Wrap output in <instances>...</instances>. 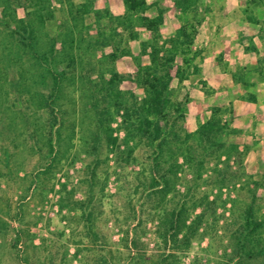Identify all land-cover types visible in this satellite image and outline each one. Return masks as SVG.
<instances>
[{"label": "rangeland", "instance_id": "rangeland-1", "mask_svg": "<svg viewBox=\"0 0 264 264\" xmlns=\"http://www.w3.org/2000/svg\"><path fill=\"white\" fill-rule=\"evenodd\" d=\"M146 2L129 11L124 0H0V264H264V0ZM21 20L57 36L58 51L71 34L86 50L53 149L49 110L26 109L30 94L48 89L38 81L24 91L28 50L11 37ZM97 32L124 36L91 45ZM116 45L126 53L108 61ZM153 52L170 82L160 111L125 122L108 100L99 133L93 83L79 74L101 80L112 67L126 106L131 94L151 101ZM145 116L159 128L153 138L141 133ZM211 120L222 129L207 132ZM181 210L175 243L165 231Z\"/></svg>", "mask_w": 264, "mask_h": 264}, {"label": "trees", "instance_id": "trees-1", "mask_svg": "<svg viewBox=\"0 0 264 264\" xmlns=\"http://www.w3.org/2000/svg\"><path fill=\"white\" fill-rule=\"evenodd\" d=\"M11 0H9L10 2ZM125 5L129 11H136L138 8L143 7L147 5L146 0H124ZM98 14V13H97ZM18 25L17 32H12L11 37L13 39V42L17 43L20 46V49L27 48L26 56L28 57L30 61V68L32 69L31 78L29 80L30 85L29 88H24V91L28 92L30 90H33V87L36 88V85L38 81L40 82L43 87L48 89L47 91H40L35 95L30 94L27 98V106L26 109H32V107L35 105L37 107H40V109L45 108L49 110L50 116L46 120V130L48 131V137H47V143L50 145V147L53 149V136L54 134L59 135V140H62V128H64L67 124V121L70 120V108L68 106V103L70 102L69 97L72 96L71 92H74L75 85L77 84L78 77H77V66H81L84 63V54L86 53V50L82 46L83 40H77V38L71 34V38H67L69 46L66 48L63 47L62 50H57V42L59 39L55 35H50L48 32H35L33 29L29 31V27H33L31 23H26L25 20H21ZM43 35V42L47 45V48H38L40 45V35ZM71 33V32H70ZM182 35H177L174 39V47L177 49L181 45H185L187 42H185L187 39V32H182ZM186 35V36H185ZM115 36H120L121 38L124 36L121 32H115L112 33H106V32H97L95 34H89V42L91 45L93 43L95 45H103V46H114L113 41L116 40ZM70 37V35H69ZM189 37V36H188ZM123 41V39L121 40ZM120 41V43H121ZM192 41V40H190ZM127 43V42H126ZM25 52V51H24ZM22 50L21 52H15L13 54V60L16 61V59H21L24 56V53ZM125 49H121V47H116L110 53L107 55V60L114 62L117 57L120 55L125 54ZM181 53H185L184 50H182ZM153 63L151 66L146 68V72L153 76L152 83L150 85L151 94H153V98L151 101H148V99H145L143 101H140L135 94H131V105L126 106V102H123L124 100L121 98V90H119L117 87L119 80L118 73L111 68H106V70L101 69L100 75L101 80H94L89 79L91 75L89 74H79L81 77V81L85 82L86 84L90 85V83H93L92 86L94 89L91 90V111L94 113L95 122H96V128L100 131L104 130L107 132L109 128L111 112H109V107L104 105L108 100H115V105L118 103L117 108L118 110L124 109V119L125 122L128 119H132V113H141L146 110H148V113L153 112V108L155 107V112L157 113L161 109V105L165 102L164 94L166 91L169 90L170 82L166 79L168 77V73L165 74L164 65H166L167 60H164L159 64L157 61V55L156 52H153L152 54ZM172 59V58H171ZM170 59V60H171ZM67 62V64H65ZM169 61V60H168ZM64 64V66H62ZM103 66V65H102ZM96 70V68H93V72ZM109 71L111 73L110 78L105 77L104 71ZM80 73V71H79ZM24 77V74L21 73L20 77L17 81V83L14 85L18 86L19 82L22 81V78ZM34 77H38L39 80H35ZM139 77V78H138ZM138 79H140V74L138 73ZM88 79V80H87ZM32 83V85H31ZM77 86V85H76ZM96 91V92H95ZM35 92V91H34ZM121 98V99H120ZM66 100V101H65ZM160 105V106H159ZM39 109V108H38ZM141 115V114H140ZM142 117V116H141ZM142 125L144 129H142V132L144 135H146L149 138H153L158 135L159 128L152 129V123L151 118L148 116H145L142 120ZM219 122H215L214 120H211L209 124H207L204 128L207 129V132L210 130H214L215 126L218 125ZM58 126V128H55ZM218 130L222 129L221 126H217ZM57 129V130H56ZM98 133L96 136V140L100 139L101 141V135ZM112 143H115L113 141ZM96 177L95 170L91 171V179L94 180ZM168 185V182H166ZM183 210L179 212H173L171 213L169 217V223L170 226L165 231V237L169 235L173 238V241L176 243L178 240H175L176 236H178L179 233L182 232L185 225L182 221V212ZM256 225V224H255ZM260 225L259 223L256 225L255 228ZM187 232L188 235L185 234L184 238L187 243L190 242V237L194 233H196V230H193L192 226H188ZM252 233V232H251ZM167 240V239H166Z\"/></svg>", "mask_w": 264, "mask_h": 264}]
</instances>
